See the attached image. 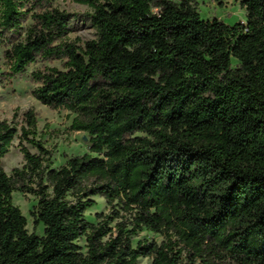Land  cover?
<instances>
[{
    "label": "trees",
    "instance_id": "obj_1",
    "mask_svg": "<svg viewBox=\"0 0 264 264\" xmlns=\"http://www.w3.org/2000/svg\"><path fill=\"white\" fill-rule=\"evenodd\" d=\"M55 1L0 0L6 75L62 62L32 74L33 95L77 113L91 145L53 168L34 110L0 118V264H264V0H242L235 25L195 0H73L98 32L83 46ZM15 140L25 163L9 175ZM16 192L37 199L43 236ZM97 196L111 213L92 223ZM142 230L163 241L134 245Z\"/></svg>",
    "mask_w": 264,
    "mask_h": 264
},
{
    "label": "rangeland",
    "instance_id": "obj_2",
    "mask_svg": "<svg viewBox=\"0 0 264 264\" xmlns=\"http://www.w3.org/2000/svg\"><path fill=\"white\" fill-rule=\"evenodd\" d=\"M174 1L177 3L181 2V0ZM241 2L242 0H195L194 4L203 20L218 19L228 25H235L237 23H247L246 9L242 7ZM53 7H57L69 14L68 34L66 37L68 41H75L83 46L85 42L98 38L97 29L91 22L93 10L88 5L80 4L73 0H56L53 3ZM31 24V20L28 19L23 26V37L25 30ZM5 49V45L0 42V118L12 121L15 111H17L18 117L16 121L21 124L23 114L28 110H34L38 115L37 139L52 151L51 166L53 168L62 166L71 157L88 153L91 145L89 136L85 132L72 129L73 121L78 114L65 109H51L41 104L33 95L38 84L33 82L32 74L46 68L56 67L62 69V62H49L38 59L25 72L16 75L10 80L6 75L9 71V65L4 56ZM233 66H237L236 61H233ZM29 148L32 153H38L37 149L30 146ZM24 163L19 140H15L14 146L2 160V166L5 172L10 175L13 169L22 168ZM94 199L97 205L87 211L86 218L92 223H97V215L101 213L110 214L111 209L104 198L97 196ZM13 203L20 208L23 215L27 218V229L29 232H35L38 236H43L44 225H35L32 217V212L37 205V199L32 195L16 192L13 195ZM140 240L161 243L163 237L142 230L134 238V245ZM78 244L86 251L84 238ZM151 263V259L148 258H140L138 260V264Z\"/></svg>",
    "mask_w": 264,
    "mask_h": 264
},
{
    "label": "water",
    "instance_id": "obj_3",
    "mask_svg": "<svg viewBox=\"0 0 264 264\" xmlns=\"http://www.w3.org/2000/svg\"><path fill=\"white\" fill-rule=\"evenodd\" d=\"M86 138V137H85ZM87 139V138H86Z\"/></svg>",
    "mask_w": 264,
    "mask_h": 264
}]
</instances>
